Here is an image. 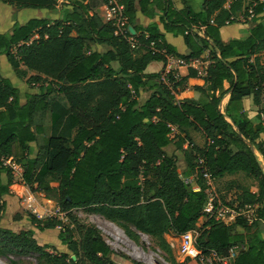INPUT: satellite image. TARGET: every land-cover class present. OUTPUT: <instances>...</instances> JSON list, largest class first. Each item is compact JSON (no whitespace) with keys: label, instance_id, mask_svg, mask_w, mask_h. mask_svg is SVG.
<instances>
[{"label":"trees","instance_id":"16d2710c","mask_svg":"<svg viewBox=\"0 0 264 264\" xmlns=\"http://www.w3.org/2000/svg\"><path fill=\"white\" fill-rule=\"evenodd\" d=\"M66 1L72 9L62 20L30 19L0 33V56L18 79L38 85L21 104L19 89L0 75V159L21 168V186L44 192L65 214L68 225L28 216L40 232L61 228V244L75 259L47 252L31 231L1 226L4 199L18 195L12 170L3 161L0 259L26 253L37 255L41 264H117L99 231L72 215L79 209L115 224L131 240L137 239L131 227L150 237L169 264H199L177 263L164 239L188 231L197 232L200 254L227 256L236 243L245 242L243 232L264 221V211L256 210L258 220L250 226L241 218L231 225L206 219L207 186L197 161L202 158L215 179L243 173L257 183L256 193L238 186L234 198L221 197L224 205L239 210L264 202V173L255 156L262 157L264 167V126L253 124L242 107L245 97L252 96L255 105L264 97V0H250L247 6L244 0H204L198 12L189 6L178 11L172 0H116L127 27L135 31L134 46L128 32L115 34L112 23L94 12L107 0ZM0 5L55 12L58 0H0ZM137 7L148 19L159 13L158 22L137 25ZM249 11L260 22L245 37L223 42L219 29L235 24L239 15L248 17ZM164 33L182 36L188 53L178 54ZM204 52L209 64L202 85L195 87L200 97L178 99L187 80L198 76L192 65ZM167 57L188 66V75L166 72ZM154 62L163 65L162 71L146 74ZM142 93H149L144 102ZM226 95L229 102L221 113ZM190 129L203 135L202 147L191 141ZM169 145L181 153L184 173L165 152ZM193 174L198 176L194 184L181 179ZM246 242L247 249L231 264H264V238Z\"/></svg>","mask_w":264,"mask_h":264},{"label":"rangeland","instance_id":"374dc122","mask_svg":"<svg viewBox=\"0 0 264 264\" xmlns=\"http://www.w3.org/2000/svg\"><path fill=\"white\" fill-rule=\"evenodd\" d=\"M230 1V0H229ZM245 6H247L250 3V0H244ZM59 6V11L64 10L62 8V5ZM52 14L50 11L47 10H36V9H24V10H16L12 6L7 5H1L0 7V33H7L9 30H11V26L15 23L21 25L28 21L29 19H43V18H51ZM236 23H241V19H238ZM235 23V24H236ZM5 70L7 71L8 77L12 78L14 80L15 84L20 88L19 91H22V94H26V92L31 91L33 93L37 92L38 85L35 87L29 86L26 84V79H18L15 75L14 70L8 64L6 58L4 55L0 56V73L2 72V75H5ZM34 88V89H33ZM25 92V93H24ZM167 153V152H166ZM179 160L183 161V158H178ZM179 160L177 162H179ZM19 174L20 172L15 171L13 174V181L16 182L15 188L17 190V196L15 197H6L4 199L6 203L5 211L1 215V226L4 228H8L13 230L14 232L18 233L21 231H31L33 233V238L37 241V243L41 246L47 247V252L51 254H60V253H67L70 257H73V255L67 250L66 246L61 244L62 237L61 234L63 230L61 228H56L54 230H45L43 232H40L36 229L35 226H33L30 223L29 220V214L23 209V207L20 205L21 202V196L23 194H26V189H28L26 186H21L19 183ZM236 182L240 184L243 187H253L255 186V181L253 179L247 178V177H238ZM220 189L216 188L215 180L213 182V193H217L218 196H220L219 192L217 190H221L223 188V185H220ZM30 190V189H29ZM31 191V190H30ZM33 192V191H31ZM34 193V192H33ZM38 195H42L45 200H48L52 203L48 205H44L42 203V198H39L38 201L41 206H39L40 211H44L46 209L51 210L52 213L56 214V203L53 199H50L46 196L44 192L37 191ZM209 193L207 192V201H209ZM257 208L255 209V216H257L256 212ZM61 215L59 217H54L60 219L63 223L68 225V221L65 218V214L60 213ZM72 215L76 217L77 221L84 225V226H91L95 227L100 235L103 241L107 244V246L110 248V250L113 252V255L111 256L112 260L116 262L117 264H169L166 261L165 254L160 251V249L157 247L154 240H152L150 237L141 234L140 232L136 231L133 227L130 228L132 233L137 235L136 240H131L122 229H120L118 226H116L113 223H110L106 221L103 217L92 213L91 211L85 210V209H79V210H73ZM45 220V219H43ZM233 224V223H232ZM201 225L200 222H198V227ZM260 234L261 237H264V227L259 225L255 228ZM253 228V230H255ZM237 233L243 232L240 229H236ZM252 231V230H251ZM247 232H243L245 234ZM173 238L178 239V236H175L173 234H167L164 236L165 241L168 242H174L177 244L178 240H173ZM245 241V240H244ZM245 242L236 243L232 248H236V252L238 253L240 250L244 249L247 244ZM136 250L142 254L141 259H136L132 255H130L133 250ZM171 253L173 258L177 263H182L183 261L179 253L177 252V249H171ZM2 261L0 264H10L11 261L17 262L18 264H41L38 260L37 255L35 254H26V253H16L13 256L1 259Z\"/></svg>","mask_w":264,"mask_h":264},{"label":"crops","instance_id":"0c3cea01","mask_svg":"<svg viewBox=\"0 0 264 264\" xmlns=\"http://www.w3.org/2000/svg\"><path fill=\"white\" fill-rule=\"evenodd\" d=\"M138 0H136L137 2ZM204 0H172L174 8L178 11L182 10L184 8V6H189L192 10L198 12L201 9L202 3ZM62 5V8L64 10L59 11V6H57V9L55 12H51L52 17L51 18H43V19H47L50 21H55V20H62L64 18L65 12L70 11L72 8L70 6H68L67 1L66 0H58V5ZM1 7V5H0ZM104 5L98 6L96 9H94V12H98L101 13L103 11ZM137 17H136V23L137 25L141 26V27H146L148 26L150 23L153 22H158L159 19V13L156 14V16L154 17V19H148L146 17H144L140 12L139 9L137 7ZM241 19V23H236V24H232V25H227L224 26L222 28L219 29V35H220V39L223 42H227L229 40H236V39H241L243 37L246 36V34L248 33V31L252 28H254L256 26L257 23H259V20H255L253 18V16H248V17H243L242 15H239L237 17V20ZM30 20V19H29ZM27 22V21H26ZM25 22V23H26ZM262 23L264 24V14L262 15ZM24 24V23H23ZM14 25V24H13ZM13 25L11 26V29L13 27ZM22 25V24H21ZM11 30H9L10 32ZM165 35V40L166 42L171 45L172 47L175 48V50L177 51L178 54L180 55H186L188 53V49L186 47V45L184 44V40L182 36H173L172 34H168V33H164ZM200 36H203V30L199 32ZM99 49H101L100 47H98ZM208 57V52H204L200 58V60L192 65V68L194 70H196L198 76L196 77H191L187 80V87L181 91L179 93V95L177 96L178 99L182 100V99H192V100H198V98L200 97V94L198 92L195 91V87H200L202 85V80H201V76L205 70V68L208 66L209 62L207 60ZM116 66V65H115ZM174 68L178 71L179 75L181 77H185L188 75V66H174ZM163 69V65L161 63H150L148 65V67L145 70L146 74H151V73H157V72H161ZM12 72V68L11 70H8ZM7 71L5 70V75H2V72L0 73V75L3 78H6L8 80H10V82L13 84L14 87H16L17 89H20L14 82V80H12V78L8 77ZM229 84L227 82H224V88H228ZM25 93V92H24ZM33 92L28 91L26 92V94H22V91H19V99H20V103L24 104L25 100H26V96L28 94H32ZM149 96V93H142L140 96V102H144ZM229 95H226L219 106V110L221 113H224L225 107L229 102ZM242 107L244 110V114L248 117V119L253 123V124H258V114L260 112H264V97L261 98V103L259 105H255L253 102V97L252 96H248L242 99ZM189 137L191 139V141L198 147H202L205 143V139L203 137V135L195 130H189L188 131ZM261 140L264 142V135H261ZM165 152H167L168 156H174L177 161L179 160L178 158L180 157L181 153L176 151L175 146L174 145H169L168 147L165 148ZM257 159L258 161L262 164V157L256 153ZM182 157V155H181ZM183 158V157H182ZM178 165V169L181 173H184L186 171V166L184 161L179 160V162H177ZM247 177L245 174L243 173H237L235 175H226L221 179H215V184H216V188L220 189V185H223V188L221 190H217L220 194V196L217 195V193L215 192L216 196H218V198L221 200V197H225L227 199H231L234 198L236 195V188L238 186H241L240 184H238V182H236L238 177ZM248 178V177H247ZM247 188V187H244ZM250 190H252L253 193L257 192V183L255 182V186L250 187ZM257 209H262L264 211V202L259 205V206H255ZM203 220H205V218H202L199 222L202 224ZM258 220V219H257ZM263 226L264 227V221L263 220H259L257 221V225L254 226L253 228L255 229L257 226ZM253 228L243 234L244 236V240L247 241L249 239L252 240V238L254 237H259V238H264L261 237L260 234H258L257 230H253ZM247 244V242H246ZM247 249V245L245 247V250ZM182 261V260H181Z\"/></svg>","mask_w":264,"mask_h":264},{"label":"built area","instance_id":"2783aa9c","mask_svg":"<svg viewBox=\"0 0 264 264\" xmlns=\"http://www.w3.org/2000/svg\"><path fill=\"white\" fill-rule=\"evenodd\" d=\"M227 1L229 3L231 0ZM102 9L103 11L101 13L96 12L97 16L105 23L111 22L112 25L116 28L115 34H125L128 32L126 18L123 16V7L119 5L116 0H107V3L104 4V7ZM249 14L250 16H252L251 11H249ZM128 42L132 46H134L136 43V41L133 39V36H131L130 34L128 37ZM174 66L178 67L186 65L180 61L174 60L172 57H167V65L165 69L166 72L175 69ZM258 123L264 126V112H260L258 114ZM0 161L2 162L3 160L0 159ZM3 163L12 170L13 174L15 171L20 172L18 181L21 184V168L10 161H3ZM197 163V171L199 172L201 179L207 186L206 193L208 192L210 195L209 201H206L203 209L204 217L206 219H213L217 222H221L225 225H231L235 222L236 218H241L245 220L249 226L252 225L254 221L257 220V216H255L254 214L256 207L244 206L242 209L237 210L224 205L218 198V196L213 193V182L215 178L206 167L204 160L199 157ZM181 179L185 184L189 185L194 184L198 179V176L196 174H193L190 177L181 176ZM14 183L16 184V182ZM194 190L198 191L199 189L195 188ZM39 198H42V203L44 205H48V203L52 205V203L48 200H45L42 195H38L36 192L33 193L29 189H26V194H23L21 196L20 205L28 214L34 216L38 220L52 219L61 215L57 205L55 206L56 214L52 213L53 208L51 210L46 209L44 211H40L39 206L41 205L38 201ZM196 237V231H188L178 236V239L173 238V240H178L177 244H175L174 242H168L167 244L172 250L177 249V252L181 256L182 261L188 259L191 261H196L199 264H231L236 259V248H231L227 256L225 257H221L213 251L209 252L206 255L200 254L196 247ZM130 255H132L136 259L142 258V254L135 249L130 253Z\"/></svg>","mask_w":264,"mask_h":264},{"label":"water","instance_id":"95a60500","mask_svg":"<svg viewBox=\"0 0 264 264\" xmlns=\"http://www.w3.org/2000/svg\"><path fill=\"white\" fill-rule=\"evenodd\" d=\"M127 31H128V33H129L131 36H134V35H135V31H134V29H133L131 26H128ZM255 156H256V154H255ZM256 157H257V156H256ZM259 163H260V162H259ZM260 164H261V163H260ZM260 166H261V168H262V170H263V173H264V167H263V165L261 164ZM72 259L74 260L75 257H72Z\"/></svg>","mask_w":264,"mask_h":264},{"label":"bare ground","instance_id":"6f19581e","mask_svg":"<svg viewBox=\"0 0 264 264\" xmlns=\"http://www.w3.org/2000/svg\"><path fill=\"white\" fill-rule=\"evenodd\" d=\"M2 260L0 259V262H1ZM146 262L149 264L150 262H148V260H146Z\"/></svg>","mask_w":264,"mask_h":264}]
</instances>
